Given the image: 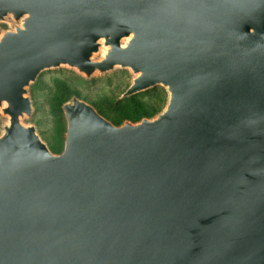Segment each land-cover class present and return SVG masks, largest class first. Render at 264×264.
<instances>
[{
	"label": "water",
	"instance_id": "water-1",
	"mask_svg": "<svg viewBox=\"0 0 264 264\" xmlns=\"http://www.w3.org/2000/svg\"><path fill=\"white\" fill-rule=\"evenodd\" d=\"M0 264H264V0H0ZM105 48L101 59L95 55ZM115 67L153 118L73 96L63 150L27 87Z\"/></svg>",
	"mask_w": 264,
	"mask_h": 264
},
{
	"label": "rangeland",
	"instance_id": "rangeland-1",
	"mask_svg": "<svg viewBox=\"0 0 264 264\" xmlns=\"http://www.w3.org/2000/svg\"><path fill=\"white\" fill-rule=\"evenodd\" d=\"M19 24L20 22H15L10 17L1 21L0 36L5 31L14 30V26ZM104 52L105 48L101 47L100 51L95 55V59H101L103 57L102 53ZM134 77L135 75L129 69L120 67H115L105 73H94L90 78H86L74 68H70L66 65L45 69L41 71L35 81L27 87L29 98L30 91L33 90L34 92L35 106L30 98L32 113L30 117L25 116L22 119V123L24 125H33L37 133L39 130H44L45 132L58 135L59 125L64 122L66 128V121L65 118L61 117L60 114L53 110L50 99L56 92L59 82H63L69 87L76 89L81 96L86 99H97L98 96H120L132 83ZM161 94L167 97L165 88L157 85L137 93V97L141 100H147L150 97L154 98ZM34 121L39 122V127L34 124ZM7 122L6 116L0 117V133L2 125Z\"/></svg>",
	"mask_w": 264,
	"mask_h": 264
},
{
	"label": "trees",
	"instance_id": "trees-1",
	"mask_svg": "<svg viewBox=\"0 0 264 264\" xmlns=\"http://www.w3.org/2000/svg\"><path fill=\"white\" fill-rule=\"evenodd\" d=\"M123 94V92H122ZM108 96L97 97V99H86L76 90L63 82H59L56 92L51 96L50 103L54 111L64 118L62 105L68 102L73 96L86 100L94 109L109 120L112 124L118 126L125 121L137 123L143 118H153L162 111L166 104V95H159L147 100L138 99L137 94L129 97ZM30 98L35 106V96L33 90L30 91ZM39 127V122L34 121ZM65 123L59 125L58 135L39 130L38 133L46 142L51 152L57 154L63 150L65 139Z\"/></svg>",
	"mask_w": 264,
	"mask_h": 264
}]
</instances>
